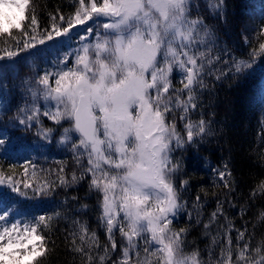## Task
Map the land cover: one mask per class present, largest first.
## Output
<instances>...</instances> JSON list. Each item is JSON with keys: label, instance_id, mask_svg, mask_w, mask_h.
<instances>
[{"label": "snow or ice", "instance_id": "snow-or-ice-1", "mask_svg": "<svg viewBox=\"0 0 264 264\" xmlns=\"http://www.w3.org/2000/svg\"><path fill=\"white\" fill-rule=\"evenodd\" d=\"M76 3L78 6L67 18L57 9V14L51 16L50 27L41 28L30 0H0V42L5 45L0 47V113L11 108L12 90L8 87L7 73L18 76L16 66L21 53L24 62L41 59L51 65L34 70L32 76L21 80L25 95L31 100L18 107L8 117L4 130H0V156L10 143L8 128L19 125L30 131L35 127L38 137L35 148L43 149L51 144L62 122H66L70 127L63 128L56 144L65 148L71 145L69 151L76 165L69 175L65 162L57 161L60 165L57 169L40 170L43 178H37L36 165L28 158H24L23 178L0 168V264H41L47 259L51 241L45 230L53 219L61 217L60 209L67 206L69 199L79 202L81 198L69 197L67 190L86 179L88 190L83 199H88L93 191L102 194V200L98 195L101 212L97 220L105 230L107 243L100 244L86 221L74 220L78 231L70 233L72 251L81 256V264H106L113 253L117 258L111 264H203L198 251L182 254L189 228H172L174 219L182 212L187 214L189 224L193 220L199 224L202 207L199 194L191 210L187 202H181L173 178L186 174L184 156L174 159V154L189 149L198 154L206 138L215 134L212 121L203 118V111L198 113L201 116L198 121L190 119V113L203 106L200 94L210 91L204 84V76H212L215 69L219 73L215 81L222 82L248 74L257 64L256 57L264 54V41L259 43L258 50L249 53L251 61L237 59L227 45L218 48V38L204 19L190 18L192 9L199 11L195 0H88V3L76 0ZM208 7L214 18L227 22L226 0H208ZM27 11H31L30 17L26 16ZM252 14L264 20V3H260L259 13L253 9ZM99 17L110 21L103 24L105 38L97 32L96 43L83 44L82 51L77 49L70 67V52L64 54L63 60L46 59L49 42L59 38L69 40L75 26ZM14 30L20 32L19 39L13 35ZM87 32L90 34L93 29L89 27ZM258 35L264 37V25ZM112 36L114 39L107 38ZM80 39L83 41L85 37ZM13 47L15 50H11ZM201 47L206 51H200ZM213 50L216 55L211 54ZM217 64L222 67L216 68ZM174 69L181 76L179 88L172 83ZM258 96L264 105V83ZM177 111L179 120L184 122L183 134L177 128ZM41 117L52 121L54 127H44ZM85 155L86 165L82 162ZM208 170L219 178L229 194L235 190L228 162L222 168ZM189 184L190 178L179 181L184 191ZM57 189L65 190V196L53 201L50 211L45 209L37 215L27 210L30 204H48ZM258 193L264 194V180L252 189L250 199ZM226 202L234 207L227 197ZM245 211L241 208L242 215ZM224 212V202L218 200L209 224ZM260 217L264 219V211ZM204 227L207 231L208 225ZM224 227L227 247L221 250L217 264H264V240L253 246L251 234L245 239L247 229H236L234 249L230 235L233 225L228 223ZM125 241L127 245L122 246ZM101 247L103 255L99 254Z\"/></svg>", "mask_w": 264, "mask_h": 264}, {"label": "trees", "instance_id": "trees-1", "mask_svg": "<svg viewBox=\"0 0 264 264\" xmlns=\"http://www.w3.org/2000/svg\"><path fill=\"white\" fill-rule=\"evenodd\" d=\"M31 5L35 8V14L41 28L50 27L52 21L51 16L57 14L60 10L66 18L72 14L77 7L76 0H30ZM199 5V11L192 9V19L202 17L204 22L209 25L215 32L218 40L217 47L222 48L225 45L233 53L237 59L251 61L252 56L249 55L253 50H258L259 43L264 41V37L258 35L259 28L264 25V20L259 15H253L252 10L257 13L260 11V3L264 0H226L228 11L226 13L227 22L214 18V13L208 7V0H195ZM31 11L26 12V16L30 17ZM29 23L25 21V26ZM66 26V25H65ZM13 35L20 38V32L13 31ZM247 37V43L245 42ZM12 44V41H9ZM5 45L0 42V47ZM11 50H15L13 47ZM200 51H206L203 47ZM212 55H216L213 50ZM24 54H20V62L17 64L18 76L7 73V83L12 91L9 95L11 108L6 113H0V130H4L8 117L16 113L18 107L24 106L29 101V96L21 85V80L25 77L33 75V71L38 66L41 59H31L30 62L23 61ZM228 59V57H224ZM257 64L251 72L246 75H240L235 79L224 80L222 82L215 81V75L219 73L213 69V75L204 76V84L210 91L200 94L203 101L202 108L196 110V113H190V119L198 121L201 116L198 114L203 111L205 120H211V127L215 133L206 138V142L199 148L198 154L189 149L186 152L177 151L174 159L184 156L183 172L184 175L174 177V181L181 193V202H187L189 210L193 206L197 194L200 195L201 215L200 223L195 220L189 224L186 213H181L174 219L172 228L174 230L181 227H188L189 232L185 239L183 255L191 254L193 251L199 252V259L203 264H217L220 259L221 250L227 247V240L224 235L227 231L225 225L231 223L233 225L230 235L233 237L232 247L236 248L235 238L236 229L244 231L247 229L245 239L249 234L252 236L251 243L253 246L264 240V219L260 217V213L264 211V194H257L255 198L250 199V193L261 180H264V105L258 101V93L264 77V54L256 57ZM163 63V61H161ZM222 65L217 64L216 68ZM173 86L181 87V77L174 72L171 75ZM213 113L215 115H213ZM180 112L176 113L177 128L183 134V123L179 120ZM43 126L53 127V123L47 118L41 117ZM172 117H169L171 121ZM50 123V126H49ZM10 143L4 146V155L0 156V168L10 174L14 173L17 178H23L24 158L31 160L37 168V178H43L44 173L49 169H57L60 165L57 161L65 162V171L71 174L76 165L73 156L69 151L70 147L63 152L62 156L56 154L48 144L43 149L35 148L36 128L25 131L23 126L17 125L15 128H8ZM77 135V134H76ZM14 156V158H7ZM202 158H206L202 159ZM82 162L86 165V157L82 158ZM228 162V167L232 172L234 180V191L229 194L219 178L215 176L208 168H222L223 164ZM207 165L205 167L204 165ZM15 165V168H11ZM80 169L77 168V175ZM29 178L31 177V168H29ZM190 184L187 190L180 189L179 181L189 179ZM88 180L82 181L80 185L67 190L69 197L77 195L81 199L79 202L68 200L67 206L61 208L60 218L53 219L51 225L45 230L51 241L48 248L51 250L47 259L41 261V264H81V256L72 251V237L70 233L78 231V226L73 224L74 220L81 223L87 222L90 231H95L99 237L101 245L107 243L105 230L99 225L97 217L100 215L101 209L98 206V195L92 192L88 199H83L87 192ZM65 196V190L57 189L53 193V197L49 199V203L37 202L30 204L28 211L43 214L45 209H50L53 201L62 200ZM230 201L234 207H230ZM7 200V196L4 197ZM224 202V215L218 216L216 221L209 224V217L216 210L217 201ZM81 204H87V208H81ZM241 208L246 211L241 214ZM225 217L227 219H225ZM207 224V231L204 225ZM116 239L119 242L120 233L117 230ZM215 238V242L213 240ZM139 243L143 246V240ZM125 241L122 246H126ZM121 246V247H122ZM243 246L242 243L240 245ZM119 251V247L117 249ZM100 255H103L101 247ZM143 254V253H142ZM113 253L106 264H111V260L116 259ZM235 258V252H233Z\"/></svg>", "mask_w": 264, "mask_h": 264}, {"label": "rangeland", "instance_id": "rangeland-1", "mask_svg": "<svg viewBox=\"0 0 264 264\" xmlns=\"http://www.w3.org/2000/svg\"><path fill=\"white\" fill-rule=\"evenodd\" d=\"M86 3H88V0H86ZM87 22H89V21H87ZM107 22H110V21L108 20V18H105V17L94 18L92 20L91 24L87 25L86 27H81L77 30H72L71 31V38L69 40H64L62 38H59L55 42H49L48 43L49 47L47 48V52H46V59L47 60H53V59H56L57 57H59L61 60H63L64 54L70 52L71 55H69V57H68V66L70 67L72 65V62L75 59L77 49H80L82 51V45L83 44L86 43V44L94 45L96 43L97 32L100 33L101 38H105L104 37L105 30L103 29V24L107 23ZM89 27H91L93 29V32L90 34L87 32V28H89ZM82 36L85 37V39L83 41H81V39H80V37H82ZM107 38L114 39V36L107 37ZM90 55H91V52H90ZM45 66L51 67L50 64L46 65L44 60H40L38 62V66L35 68V71H40ZM174 72H176L177 75L180 76L178 74V70L174 69L173 73ZM263 83H264V80H263ZM30 100H31V98L29 96L28 103H30ZM39 103L41 105V110L43 111V101L41 100V101H39ZM49 126H50V123H49ZM44 127H47V126L45 125ZM53 127H54V125H53ZM66 127H70V124L66 123V122H62V127H60L59 130L56 132V134L53 138V141L51 142V145H50L51 148L59 156H62L63 152H66V150L71 146L69 144L68 148H65L64 146H57V144H56V140L59 138L60 133L63 131V128H66ZM77 136H78V134H77ZM73 142H76V140L74 139ZM85 157L87 159L86 155L84 156V158ZM86 164H87V162H86ZM100 195L102 197V194H100ZM30 212H33V211H30Z\"/></svg>", "mask_w": 264, "mask_h": 264}]
</instances>
